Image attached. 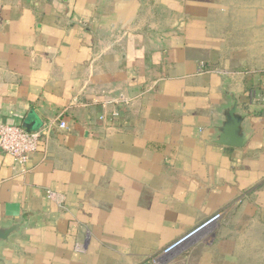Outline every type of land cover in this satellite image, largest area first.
Returning a JSON list of instances; mask_svg holds the SVG:
<instances>
[{
	"label": "crops",
	"instance_id": "1",
	"mask_svg": "<svg viewBox=\"0 0 264 264\" xmlns=\"http://www.w3.org/2000/svg\"><path fill=\"white\" fill-rule=\"evenodd\" d=\"M223 84L243 147L211 142ZM250 88L264 94V0H0V124L48 130L25 173L0 148V223L26 222L4 264H264L242 219L162 252L216 212L264 215Z\"/></svg>",
	"mask_w": 264,
	"mask_h": 264
},
{
	"label": "built area",
	"instance_id": "2",
	"mask_svg": "<svg viewBox=\"0 0 264 264\" xmlns=\"http://www.w3.org/2000/svg\"><path fill=\"white\" fill-rule=\"evenodd\" d=\"M247 96L250 104H256L264 106V94H259L256 90L251 89L247 91ZM123 99H111L109 103H120ZM117 112H112V116H117ZM103 117H101L102 119ZM67 124L63 121H59V128L65 129ZM48 130L42 129L37 131H27L20 124L16 123H4L0 124V148L10 155L12 162L16 168V171L20 173L27 172V162L29 156L35 152L39 146L40 139L43 135H46ZM52 194L50 193V197ZM220 215L218 213L209 216L206 220L195 226L179 239L173 241L163 250V254H169L177 249L180 245L186 242L194 235L202 232L204 229L212 226L218 221Z\"/></svg>",
	"mask_w": 264,
	"mask_h": 264
},
{
	"label": "water",
	"instance_id": "3",
	"mask_svg": "<svg viewBox=\"0 0 264 264\" xmlns=\"http://www.w3.org/2000/svg\"><path fill=\"white\" fill-rule=\"evenodd\" d=\"M222 90L224 101L217 110L220 120L214 127L216 134L211 142L225 147H243L251 137V131L247 125V114L241 110L235 90L228 89L225 84L222 85ZM25 225L24 219L0 223V250L3 246L11 245L12 238L18 235ZM0 264H4V258L1 255Z\"/></svg>",
	"mask_w": 264,
	"mask_h": 264
},
{
	"label": "rangeland",
	"instance_id": "4",
	"mask_svg": "<svg viewBox=\"0 0 264 264\" xmlns=\"http://www.w3.org/2000/svg\"><path fill=\"white\" fill-rule=\"evenodd\" d=\"M153 8H151L152 10ZM150 12L153 14L154 12L151 11ZM151 22V21H150ZM149 25H152L151 23ZM169 25V23L166 21L165 22V28H167ZM202 63V62H200ZM202 65V64H201ZM203 68V67H202ZM201 68V69H202ZM202 71L204 72H215V73H226L230 76H235L236 75V72H232V71H224V70H217V69H212V70H205V69H202ZM247 91H251V88ZM220 215L219 219L217 222H215L208 230V234L207 236H204L203 234L199 237H201L202 241L205 242L207 241L208 244H213L215 243V241L219 238L218 237V230L220 229V226L221 224L226 221L228 218H231V221L229 222L230 224H237L239 223L240 219H242L245 224L242 225L241 223H239L240 225L238 226V232H239V235H237V237L240 239V241L238 242L239 245H243V249L245 252H247L248 250L247 249H250L252 246H254V249L257 250L256 248L257 247H260L261 246V253H262V256H264V215L262 214V212H259L253 216L251 215H247V216H244V215H230L228 213H221V212H216ZM214 213V214H216ZM207 219V218H206ZM205 219V220H206ZM260 220V221H259ZM204 221V220H203ZM202 221V222H203ZM238 221V222H237ZM201 223V222H200ZM199 223V224H200ZM197 224V225H199ZM195 225V226H197ZM194 226V227H195ZM192 227V228H194ZM192 228H190L189 230H191ZM189 230H187L186 232H184L181 236H183L185 233H187ZM235 233V232H234ZM253 233V235H251ZM199 234V233H198ZM198 234H196L198 236ZM196 235H194L193 237H191L190 239H188L186 242H184L182 245H180L178 248H180L181 246H183L184 244L188 243L189 241L192 240V242L189 244L190 245V249H192L193 247H195L197 244L201 243L202 241H196ZM200 235V234H199ZM216 235V236H215ZM180 236V237H181ZM216 237L215 239H213V237ZM179 237V238H180ZM236 237V238H237ZM177 238V239H179ZM175 239V240H177ZM195 239V240H194ZM174 240V241H175ZM194 240V241H193ZM242 240V241H241ZM173 242V241H172ZM171 242V243H172ZM211 242V243H209ZM192 244V245H191ZM169 245V244H168ZM167 245V246H168ZM188 245V246H189ZM247 245H250L249 247H247ZM177 248V249H178ZM188 247H186L185 249H183L182 251L184 250H187ZM164 250V249H163ZM176 250V249H175ZM174 250V251H175ZM173 251V252H174ZM163 252V251H162ZM172 253V252H171ZM169 253V254H171ZM165 255H168V254H165ZM170 257V256H169ZM168 257V258H169ZM167 258V259H168ZM149 264H168V262L166 260L164 261H161L160 259H156L154 257H152V260L151 258L149 259ZM166 261V262H165Z\"/></svg>",
	"mask_w": 264,
	"mask_h": 264
},
{
	"label": "trees",
	"instance_id": "5",
	"mask_svg": "<svg viewBox=\"0 0 264 264\" xmlns=\"http://www.w3.org/2000/svg\"><path fill=\"white\" fill-rule=\"evenodd\" d=\"M249 90V89H248Z\"/></svg>",
	"mask_w": 264,
	"mask_h": 264
}]
</instances>
